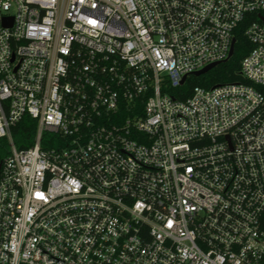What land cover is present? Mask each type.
<instances>
[{"label":"built area","instance_id":"2783aa9c","mask_svg":"<svg viewBox=\"0 0 264 264\" xmlns=\"http://www.w3.org/2000/svg\"><path fill=\"white\" fill-rule=\"evenodd\" d=\"M263 18L264 0H0V264H264ZM239 32L242 82L171 96Z\"/></svg>","mask_w":264,"mask_h":264},{"label":"trees","instance_id":"16d2710c","mask_svg":"<svg viewBox=\"0 0 264 264\" xmlns=\"http://www.w3.org/2000/svg\"><path fill=\"white\" fill-rule=\"evenodd\" d=\"M250 49V45L239 32L237 34L235 54L228 62L215 67L202 76H189L184 85L178 88H167V91L177 99H186L191 96L195 87L212 88L216 85L242 82L243 79L240 75L241 61H243L242 59L248 54ZM37 130L36 123L26 117L12 129V139L15 146L19 149L30 147L34 143ZM8 152V142L2 140L0 142V164L4 161Z\"/></svg>","mask_w":264,"mask_h":264},{"label":"water","instance_id":"95a60500","mask_svg":"<svg viewBox=\"0 0 264 264\" xmlns=\"http://www.w3.org/2000/svg\"><path fill=\"white\" fill-rule=\"evenodd\" d=\"M263 22H264V18H263ZM233 45H234V41H233ZM233 53H234V46H232V48L230 50V54H229L228 60L233 56ZM228 60H226L225 62H227ZM219 65H220V63L211 64V65L207 66L206 68L202 69L201 71L196 72L194 74V76L199 77V76H202L204 74H207L209 71H211L212 69H214L215 67H217ZM186 78H188V77H185V78L182 79L181 84H184ZM0 169H1V164H0Z\"/></svg>","mask_w":264,"mask_h":264}]
</instances>
